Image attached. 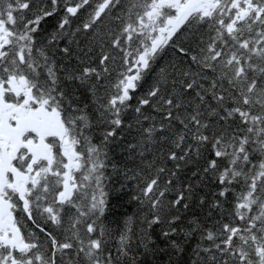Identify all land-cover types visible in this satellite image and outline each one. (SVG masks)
<instances>
[{"label":"snow or ice","instance_id":"1","mask_svg":"<svg viewBox=\"0 0 264 264\" xmlns=\"http://www.w3.org/2000/svg\"><path fill=\"white\" fill-rule=\"evenodd\" d=\"M0 264H264V0H0Z\"/></svg>","mask_w":264,"mask_h":264}]
</instances>
